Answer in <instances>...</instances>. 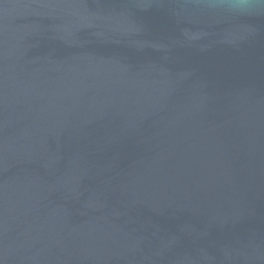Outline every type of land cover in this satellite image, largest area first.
Masks as SVG:
<instances>
[{
	"label": "water",
	"instance_id": "obj_1",
	"mask_svg": "<svg viewBox=\"0 0 264 264\" xmlns=\"http://www.w3.org/2000/svg\"><path fill=\"white\" fill-rule=\"evenodd\" d=\"M0 264H264V0H0Z\"/></svg>",
	"mask_w": 264,
	"mask_h": 264
}]
</instances>
